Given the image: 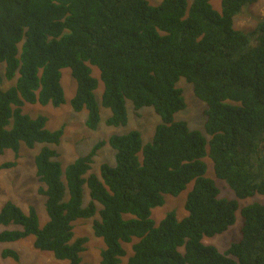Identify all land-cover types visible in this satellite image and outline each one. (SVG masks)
Wrapping results in <instances>:
<instances>
[{
  "label": "trees",
  "instance_id": "16d2710c",
  "mask_svg": "<svg viewBox=\"0 0 264 264\" xmlns=\"http://www.w3.org/2000/svg\"><path fill=\"white\" fill-rule=\"evenodd\" d=\"M211 1L0 0V88L11 83L0 89V155L42 144L34 167L47 216L40 225L33 205L25 211L4 201L0 244L32 236L35 248L87 264L88 238L75 235L74 222L91 219L103 242L99 264H264V201L239 204L264 195V16L240 28L237 15L257 0H220L219 9ZM63 68L76 81L70 106L86 110L88 129L101 121L94 93L101 82L105 124L127 125V101L150 106L160 117L152 139L143 142L137 129L113 133L63 166L54 147L62 127L49 130L46 116L22 109L63 104ZM181 79L202 106L201 127L179 117ZM105 143L114 163L93 171ZM206 157L235 198L219 195ZM189 185L183 217L175 210L152 217L166 196ZM237 210L239 238L223 251L207 244L204 237L228 229ZM1 256L17 260L19 253L5 247Z\"/></svg>",
  "mask_w": 264,
  "mask_h": 264
},
{
  "label": "rangeland",
  "instance_id": "374dc122",
  "mask_svg": "<svg viewBox=\"0 0 264 264\" xmlns=\"http://www.w3.org/2000/svg\"><path fill=\"white\" fill-rule=\"evenodd\" d=\"M187 1L188 3L192 2V0ZM152 2L156 3V0H152ZM211 3L215 9L220 8V0H212ZM262 16H264V0H257L252 8L246 7L237 15L235 24L240 28H250ZM61 72V84L65 95V102L63 104L55 107L51 104L40 105L38 103H25L22 109L24 113H28L32 117L40 114L46 116V128L49 130L62 127V137L54 147L59 153V159L63 166L74 158L86 154L94 144L100 140L108 139L113 133H122L131 129H137L141 133L143 142L152 139L154 127L160 121V117L150 106L135 109L132 103L127 101V125L113 127L105 124L104 121L109 111L100 103L102 92L101 82H99L98 87L94 91L95 99L101 111V121L96 129H88L84 125L86 110L83 109L81 112H75L70 106V99L75 92L76 81L72 77L69 68H63ZM93 74L94 76H98L96 68H93ZM10 84V82H4L3 88L0 89L8 87ZM190 86L184 79L179 81V87L182 89L186 107L178 114L179 117L185 118L183 120H186L191 128H198L202 126V106L198 104L199 100L194 96ZM41 146L42 144L37 143L33 148H28L22 144L17 153L6 150L0 155V206L8 199L15 202L25 211L28 206L33 205L37 210L39 223L43 225L47 220V216L44 208V198L38 191L40 182L35 175L34 167V155L39 151ZM9 161H13L14 165L11 167H1V164ZM205 161L207 163V176L215 179V183L219 188V195L235 198L234 193L230 191L225 181L214 175L210 159L206 157ZM102 162L114 163V150L108 143H105L97 150L94 161L91 164L92 170L98 171L99 165ZM189 188L190 185L177 196H166L162 206L152 209V217L156 221H159L169 210H175L179 218L183 217L185 214L184 202ZM253 199L262 202L264 201V195H255L248 199H240L239 204L242 206ZM241 221L240 212L237 210L236 220L228 229L211 237H204V241L207 244L215 245L220 251L225 250L232 241L239 238ZM91 223V219H77L74 222V232L76 236H85L88 238L85 243V249L81 252L82 263L99 264V251L103 247V242L93 234ZM5 247L16 249L19 253V258L17 260L3 258L1 256V250ZM125 247L128 255L131 254V243L125 244ZM127 256L122 258L123 261H125ZM0 264H67V262L55 258L50 251L35 248L33 246V237L28 236L13 243L0 244Z\"/></svg>",
  "mask_w": 264,
  "mask_h": 264
}]
</instances>
